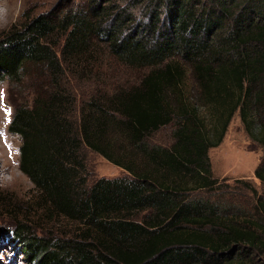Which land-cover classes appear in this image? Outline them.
<instances>
[{
    "label": "trees",
    "instance_id": "trees-1",
    "mask_svg": "<svg viewBox=\"0 0 264 264\" xmlns=\"http://www.w3.org/2000/svg\"><path fill=\"white\" fill-rule=\"evenodd\" d=\"M24 18L0 34V81L29 88L9 130L34 195L0 189V217L15 224L0 239L34 264H256V188L244 181L253 214L190 193L217 186L209 150L237 111L264 132V0H60ZM108 57L138 81L109 82ZM175 121L170 147L146 143ZM87 150L129 176L94 178ZM255 174L264 182V161Z\"/></svg>",
    "mask_w": 264,
    "mask_h": 264
},
{
    "label": "rangeland",
    "instance_id": "rangeland-1",
    "mask_svg": "<svg viewBox=\"0 0 264 264\" xmlns=\"http://www.w3.org/2000/svg\"><path fill=\"white\" fill-rule=\"evenodd\" d=\"M58 1L60 0H0V34L24 20V17L32 12L39 14L49 11ZM76 1L80 3L82 0ZM106 62L102 72H105L109 82L127 80L129 83H136L138 81L135 77H139V70H130L121 63H117L112 57H108ZM191 83L192 81H188L185 84L186 88L191 89ZM23 86L24 84H15L7 79L0 81V189L14 199L12 202H27L34 195L33 183L20 168L21 137L9 130L16 106L28 102L29 88L23 90ZM89 89L90 87L81 84L80 93L77 94L80 102L83 96L90 95L91 91H87ZM192 91L196 92L194 88ZM193 92H190L189 97L191 100H196ZM201 111L208 115L206 119L210 122L209 109L204 110V107H201ZM251 125L253 131L250 132L239 111L236 112L224 141L209 150L213 176L218 179L217 186L213 189L192 191L190 193L192 199L200 197L212 202L236 206L245 211L249 210L252 214L256 212L257 195L245 185L244 181H249L258 191L259 196L264 199V182L255 174L259 164L264 161V146L259 140L264 136V132L258 124H254V120ZM175 128L176 121L153 132L146 139V143L152 148L170 147L175 141L173 135ZM126 150L138 152L137 148L132 146ZM87 155L94 178H119L130 174L98 153L87 150ZM11 221L7 215L0 217V225H4L9 230L15 227ZM3 253L9 254L7 257L9 264H13L11 258L16 259L14 264H34L23 255V245L20 241L13 240V235L9 239H0V262L5 264L2 260ZM253 258L256 264H264V254L256 252Z\"/></svg>",
    "mask_w": 264,
    "mask_h": 264
},
{
    "label": "bare ground",
    "instance_id": "bare-ground-1",
    "mask_svg": "<svg viewBox=\"0 0 264 264\" xmlns=\"http://www.w3.org/2000/svg\"><path fill=\"white\" fill-rule=\"evenodd\" d=\"M7 258V257H6ZM11 261H12V263L14 264V262L16 261V259L15 258H11Z\"/></svg>",
    "mask_w": 264,
    "mask_h": 264
}]
</instances>
